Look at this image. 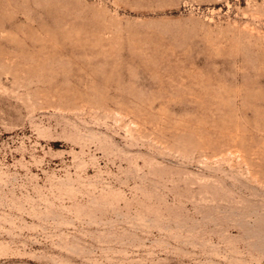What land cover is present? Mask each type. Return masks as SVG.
Listing matches in <instances>:
<instances>
[{"label":"rangeland","instance_id":"374dc122","mask_svg":"<svg viewBox=\"0 0 264 264\" xmlns=\"http://www.w3.org/2000/svg\"><path fill=\"white\" fill-rule=\"evenodd\" d=\"M0 264H264V0H0Z\"/></svg>","mask_w":264,"mask_h":264}]
</instances>
